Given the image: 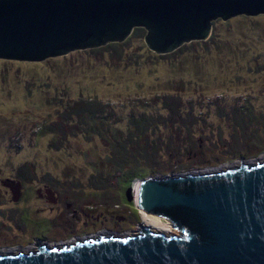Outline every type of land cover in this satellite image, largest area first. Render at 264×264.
<instances>
[{
    "label": "rangeland",
    "instance_id": "374dc122",
    "mask_svg": "<svg viewBox=\"0 0 264 264\" xmlns=\"http://www.w3.org/2000/svg\"><path fill=\"white\" fill-rule=\"evenodd\" d=\"M229 26L223 64L187 70H177L174 52L151 51L145 30L126 49L144 48L148 63L126 72L90 71L81 51L0 59V253L133 236L145 224L133 202L138 181L264 163V14L230 18ZM91 99L104 107L103 125L78 115ZM142 115L159 150L127 189L128 178L106 160L107 141L134 133L130 120ZM151 215L167 236L181 235Z\"/></svg>",
    "mask_w": 264,
    "mask_h": 264
},
{
    "label": "water",
    "instance_id": "95a60500",
    "mask_svg": "<svg viewBox=\"0 0 264 264\" xmlns=\"http://www.w3.org/2000/svg\"><path fill=\"white\" fill-rule=\"evenodd\" d=\"M260 14L264 0H0V59L42 62L81 51L90 71L126 72L148 63L144 48L126 49L134 29L143 28L147 47L174 52L178 71L219 65L231 47L229 19ZM110 43L121 45L86 52ZM132 195L138 210L166 219L181 235L140 225L124 239L0 253V264H264V163L140 180ZM171 209L182 211L181 221L167 218Z\"/></svg>",
    "mask_w": 264,
    "mask_h": 264
},
{
    "label": "trees",
    "instance_id": "16d2710c",
    "mask_svg": "<svg viewBox=\"0 0 264 264\" xmlns=\"http://www.w3.org/2000/svg\"><path fill=\"white\" fill-rule=\"evenodd\" d=\"M144 32L143 28L134 29L132 35L135 36ZM197 43V42H196ZM121 44L119 43H110L104 47L94 48L93 51H99L102 49L115 48L119 47ZM185 46V45H184ZM182 49L179 48L178 51ZM176 52V51H175ZM87 105L82 106L77 109L78 115L81 117L86 124H101L105 123L101 114H103V105L97 100L91 99ZM101 111V112H97ZM245 115L248 117L252 116L250 111L246 112ZM134 129V133H130L128 136L119 135H111L109 141L110 144V152L111 154L107 157V162L114 166L117 171L121 172L125 179L128 178L126 188H130L133 186L137 177L141 176L139 173L140 167H144L145 165L140 166L139 164L143 162L144 164H151L153 162V152L149 151H158L159 145L157 141L151 139L147 136L148 125L150 126L151 119L146 116H141V118H135L130 120ZM113 133V131H111ZM116 133V132H114ZM130 166L132 169H127ZM138 168V169H137ZM135 172L134 174L131 172ZM164 214L170 216L167 217L171 222L173 220L181 221L182 211L177 209H171L164 211Z\"/></svg>",
    "mask_w": 264,
    "mask_h": 264
},
{
    "label": "bare ground",
    "instance_id": "6f19581e",
    "mask_svg": "<svg viewBox=\"0 0 264 264\" xmlns=\"http://www.w3.org/2000/svg\"><path fill=\"white\" fill-rule=\"evenodd\" d=\"M144 226H148L149 228L153 229L154 231H160L162 233L169 232L170 229L167 228L165 224H163L158 218L151 215V213H147L145 211H140ZM41 246V245H39Z\"/></svg>",
    "mask_w": 264,
    "mask_h": 264
}]
</instances>
